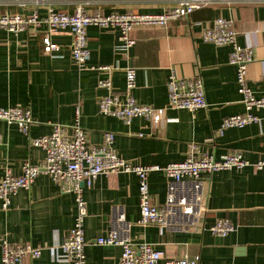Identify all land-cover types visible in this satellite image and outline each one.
<instances>
[{"label": "crops", "instance_id": "0c3cea01", "mask_svg": "<svg viewBox=\"0 0 264 264\" xmlns=\"http://www.w3.org/2000/svg\"><path fill=\"white\" fill-rule=\"evenodd\" d=\"M25 1L24 5L20 2ZM178 0H0L2 13L43 15L49 7L73 13L83 6L87 13H163ZM218 17L231 21L239 32L238 43L253 51L247 68V85L256 97L264 96V0H211L189 16L167 26L138 25L131 31L135 43L121 42L117 26L88 27L90 59L86 69L75 65L69 29L53 33L58 49L43 51L45 26H29L21 32L0 28V106L30 108L35 122L26 134L15 124L0 120V179L7 172L22 173L23 163H39L46 151L31 145L32 137L50 134L55 123L86 130L88 141L101 144L106 132L115 134L118 154L134 163L166 167L182 161L197 145V154L217 159L242 152L256 162L264 155V107H253L259 119L244 127H229L220 133L224 119L247 111L239 90L237 66L231 63L232 45L204 41L201 26ZM111 69L99 70L95 67ZM94 67V68H93ZM135 69L131 94L140 103L167 107L168 79L175 68L183 77L201 78L207 105L195 111L167 108L160 123L144 117L130 122L101 113L99 99L110 93L100 80L110 78L113 91L125 99L127 69ZM80 115L77 116V107ZM209 210L204 223L227 218L235 226L222 237L210 231L161 229L141 225L139 178L135 173L99 175L84 187L87 202L85 236L87 264H119L122 247L99 245L118 210L130 223L128 237L134 245L153 243L166 258L187 255L199 264H264V169L253 166L203 173ZM170 177L164 170L149 174L151 202L166 200ZM9 208L0 199V242L31 243L43 247L42 255L27 257L23 264H71L60 244L77 215L74 192L64 191L47 173H41L29 189L13 195ZM163 262V261H162ZM0 264L1 247H0Z\"/></svg>", "mask_w": 264, "mask_h": 264}, {"label": "built area", "instance_id": "2783aa9c", "mask_svg": "<svg viewBox=\"0 0 264 264\" xmlns=\"http://www.w3.org/2000/svg\"><path fill=\"white\" fill-rule=\"evenodd\" d=\"M210 2L211 0H178L174 7L163 13H87L83 6L77 7L73 13L59 11L53 7H49L43 15L37 10L31 14L0 12V28L17 33L29 26L37 29L44 25L43 51L47 55H52L58 49V45L52 40L53 33L61 29L71 30L72 58L78 69L83 70L87 68L90 59L87 32L90 25L119 27L121 42L131 46L135 43L130 36L135 26H167L170 21L189 16L196 9L207 6ZM20 3L24 5L25 1ZM197 24L201 26L200 36L204 41L218 45H232L230 61L237 66L239 90L244 96L247 108L245 113L226 117L220 133L229 127H244L256 122L259 117L252 112V109L264 107V96L256 97L247 85V68L254 60L253 51L238 43L239 32L225 17H218L212 25H204L202 22ZM95 68L111 69L107 66ZM126 73L125 99L121 94L113 91L110 78L100 80V85L110 90L108 95L99 99L101 113L119 117L126 122L136 117H144L157 124L164 119L167 108L195 111L207 105L201 78L183 77L172 68L168 79L167 107H157L137 101L131 94V89L136 84L135 69L128 68ZM79 115L80 106L77 107V116ZM0 120L17 125L26 134L30 133V128L35 122L32 110L23 106H0ZM114 141L115 134L106 132L101 144L90 143L86 130L78 120L70 127L55 123L50 134L31 138V145L46 151L44 161L39 163L25 161L21 174L14 175L7 172L0 179V199L4 209L10 207L11 199L19 189H29L41 173L49 174L62 190L75 193L77 205L75 223L60 244L66 259L71 264H87L88 241L85 236L87 202L83 191L84 187L92 186L99 175L135 173L138 176L141 209L138 223L143 226L157 224L163 230L202 229L224 237L235 229L229 219L220 218L210 225L204 223L209 207L205 198L206 180L202 177L203 173L246 166L264 169V155L256 162L247 160L239 151L217 159L210 153L197 154V145H191V152L186 159L170 163L166 167L143 165L121 157L114 146ZM155 170H164L170 177L166 200L161 205L151 202L149 174ZM129 228L130 223L120 209L114 217L111 229L96 239L99 245L122 247L119 264H199V259H191L187 255L166 258L164 252L156 249L153 243L134 245L128 237ZM0 247L2 264H23L27 257L36 259L43 252L41 246L22 242L11 243L5 238L1 240Z\"/></svg>", "mask_w": 264, "mask_h": 264}, {"label": "water", "instance_id": "95a60500", "mask_svg": "<svg viewBox=\"0 0 264 264\" xmlns=\"http://www.w3.org/2000/svg\"><path fill=\"white\" fill-rule=\"evenodd\" d=\"M84 183H82V185H83Z\"/></svg>", "mask_w": 264, "mask_h": 264}]
</instances>
